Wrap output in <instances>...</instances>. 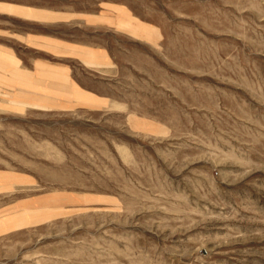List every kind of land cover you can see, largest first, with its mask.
<instances>
[{
	"label": "rangeland",
	"instance_id": "obj_1",
	"mask_svg": "<svg viewBox=\"0 0 264 264\" xmlns=\"http://www.w3.org/2000/svg\"><path fill=\"white\" fill-rule=\"evenodd\" d=\"M0 264H264V0H0Z\"/></svg>",
	"mask_w": 264,
	"mask_h": 264
}]
</instances>
